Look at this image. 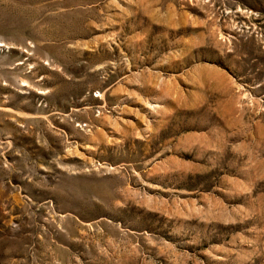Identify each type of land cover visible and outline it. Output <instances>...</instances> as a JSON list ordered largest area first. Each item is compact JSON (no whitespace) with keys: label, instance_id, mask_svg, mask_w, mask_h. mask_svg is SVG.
I'll use <instances>...</instances> for the list:
<instances>
[{"label":"rangeland","instance_id":"1","mask_svg":"<svg viewBox=\"0 0 264 264\" xmlns=\"http://www.w3.org/2000/svg\"><path fill=\"white\" fill-rule=\"evenodd\" d=\"M0 264H264V0H0Z\"/></svg>","mask_w":264,"mask_h":264}]
</instances>
